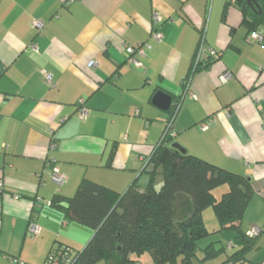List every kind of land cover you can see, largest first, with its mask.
Listing matches in <instances>:
<instances>
[{
	"label": "crops",
	"instance_id": "obj_1",
	"mask_svg": "<svg viewBox=\"0 0 264 264\" xmlns=\"http://www.w3.org/2000/svg\"><path fill=\"white\" fill-rule=\"evenodd\" d=\"M252 32L264 36V21L253 30L237 0H0V264H41L25 253L28 243L44 251L59 242L86 246L93 230L51 202L73 196L84 179L119 193L134 182L146 188L180 98L173 139L250 178L254 194L240 226H264V41ZM202 36L219 56L192 72ZM145 43V54H134L143 65L128 63L126 45ZM159 91L172 96L170 107L154 100ZM55 165L67 175L62 185L52 179ZM29 220L41 238H27ZM62 227L69 235H57ZM236 240L228 252L240 247ZM245 264H264V231Z\"/></svg>",
	"mask_w": 264,
	"mask_h": 264
},
{
	"label": "trees",
	"instance_id": "obj_2",
	"mask_svg": "<svg viewBox=\"0 0 264 264\" xmlns=\"http://www.w3.org/2000/svg\"><path fill=\"white\" fill-rule=\"evenodd\" d=\"M237 3L253 30L264 21L261 0H237ZM252 3L261 10L253 8ZM213 59L195 70L192 67V72L209 67ZM173 140L161 138L156 145L146 188L134 182L126 192L119 193L84 179L73 196L53 200L52 205H58L94 233L81 250L62 242L55 244L44 264H94L99 260L130 264L134 261L133 253L140 256L146 251L151 253L155 264H203L223 253L227 255L221 264H245L260 235H251V229L245 231L240 226L254 194L251 179L194 154L179 152L172 147ZM160 167L164 182L158 189L155 177ZM224 184L228 189L217 196L215 189ZM208 207L214 208L218 220V227L213 230L203 217ZM226 229L234 230L240 247L232 246L234 250L228 252L229 244L218 239L202 248L200 258V240L222 234Z\"/></svg>",
	"mask_w": 264,
	"mask_h": 264
},
{
	"label": "built area",
	"instance_id": "obj_3",
	"mask_svg": "<svg viewBox=\"0 0 264 264\" xmlns=\"http://www.w3.org/2000/svg\"><path fill=\"white\" fill-rule=\"evenodd\" d=\"M154 19H156L157 21L161 20V17L159 16L158 13L154 14ZM34 25L35 27L41 29L44 25V23L40 20H36L34 21ZM152 36L156 39H161L162 38V34L158 31L153 32ZM204 37L202 36V39L200 41V44L198 46V50L194 59V63H193V69L195 70L197 66L205 63L207 60L213 59V58H217L219 56V52L216 51L213 48L210 49H206L204 46ZM250 39L254 40V41H258V42H262L264 41V36L262 35V33H258V32H252L250 35ZM148 45L147 43L145 44H140L136 47L134 46H129L126 45V50L128 51V53L130 54V56L128 57V63L136 65V66H142V62L137 59L134 54L135 53H140V54H145V46ZM97 65V61L96 60H92L89 63V67H94ZM232 73L230 71H225L222 75H221V80L222 81H228L230 78H232ZM45 77L48 80L49 83L53 84V79H52V75L50 73H45ZM183 103V99H178L173 103V109H172V114L169 117V119L166 121V126L162 135V139L164 138H174L176 135V131L174 129V121L176 118V115L178 114L181 106ZM82 107L80 108V114L82 117L87 116L89 110L88 108L84 105V101H82ZM201 129H207L209 128V123L208 122H202L200 124ZM53 169L51 170V176L52 179L62 185L66 182L67 179V175L62 173L59 169V167H57L56 165L52 167ZM5 190V185H4V181L2 179H0V194H2V192H4ZM16 198H19L18 195H16ZM264 229L263 227H259V226H253L251 228V230L249 231L251 235H258L262 232V230ZM28 230L30 231L31 235L34 237L36 235H39L41 233V227L34 222L33 220L30 221V224L28 226ZM15 261L18 264H24V261L22 260H18L15 259Z\"/></svg>",
	"mask_w": 264,
	"mask_h": 264
},
{
	"label": "rangeland",
	"instance_id": "obj_4",
	"mask_svg": "<svg viewBox=\"0 0 264 264\" xmlns=\"http://www.w3.org/2000/svg\"><path fill=\"white\" fill-rule=\"evenodd\" d=\"M175 142V140H173V143ZM162 167L159 168V171L158 173L156 174V177L161 178L162 179V182L158 183V179L157 181L155 182V186L156 188H161L163 182H164V176L162 174ZM227 190V185L224 184V185H220L218 186L216 189H215V193L217 194V196H221L223 191H226ZM204 213H205V220H206V223H207V226L210 228V229H213L214 227H218V220H217V217H216V213H215V210L213 207H208L204 210ZM207 214H211V217L210 216H207ZM67 227V226H66ZM90 228V227H89ZM88 228V229H89ZM92 229V228H91ZM93 230V229H92ZM57 235H60V236H64L69 235V230H67L65 227L59 229V232L57 231L56 232ZM94 233V230L92 232V235ZM76 234L74 233H70V237H74ZM219 234H212L210 236H207L205 238H202L200 240V249L198 250V254L200 256V258L203 257V250L202 248L207 246V244L212 240V239H215ZM41 235H36V236H32L30 231L28 230L27 231V238L30 239V240H34V239H39L41 238L40 237ZM221 238L223 237V240L224 242L228 243L230 241V243H234V245H236V238H235V232L234 231H231L230 229H226L221 235ZM92 237V236H91ZM58 244V243H57ZM28 247H25V253L28 255H32L35 259L37 260H40L42 258V262L41 264H44L45 263V260H46V257L48 255V252H49V248H47L45 251L42 250V245L39 244V243H36V244H30L28 243L27 244ZM22 247V246H20ZM51 247V246H50ZM85 247L82 246L80 249H83ZM79 249V248H78ZM133 258H139V260L136 259L135 262L133 263H130V264H155L154 262V259L151 255V253L149 251H146L144 252L143 254H141L140 256L137 254V253H133ZM226 257V254H222V255H219L218 257L216 258H213L211 260H207L205 261L203 264H216V263H219L221 262L224 258ZM99 261H102V262H105L106 260H99ZM140 261V262H139ZM107 262V261H106ZM223 263V261H222ZM26 264H29V261H26Z\"/></svg>",
	"mask_w": 264,
	"mask_h": 264
},
{
	"label": "water",
	"instance_id": "obj_5",
	"mask_svg": "<svg viewBox=\"0 0 264 264\" xmlns=\"http://www.w3.org/2000/svg\"><path fill=\"white\" fill-rule=\"evenodd\" d=\"M252 7L255 8V9H258L259 11L261 10V9H260V6L257 5V4H253V3H252ZM154 100H155V101H156V100H158V101H162V103L164 104V106L168 108V107L171 106L172 101H173V98H172L171 95L166 94V93H164V92H162V91H159V92L155 95ZM172 147L175 148V149H177V151H179V152L186 153V150L180 145L179 142H174V143L172 144Z\"/></svg>",
	"mask_w": 264,
	"mask_h": 264
}]
</instances>
